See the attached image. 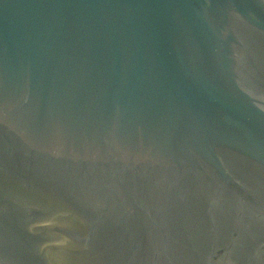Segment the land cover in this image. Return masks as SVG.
Masks as SVG:
<instances>
[{"label": "water", "instance_id": "1", "mask_svg": "<svg viewBox=\"0 0 264 264\" xmlns=\"http://www.w3.org/2000/svg\"><path fill=\"white\" fill-rule=\"evenodd\" d=\"M0 264H264V0H0Z\"/></svg>", "mask_w": 264, "mask_h": 264}]
</instances>
